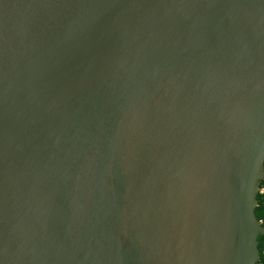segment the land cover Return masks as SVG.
<instances>
[{"label": "water", "instance_id": "obj_1", "mask_svg": "<svg viewBox=\"0 0 264 264\" xmlns=\"http://www.w3.org/2000/svg\"><path fill=\"white\" fill-rule=\"evenodd\" d=\"M264 0H0V264H257Z\"/></svg>", "mask_w": 264, "mask_h": 264}, {"label": "trees", "instance_id": "obj_2", "mask_svg": "<svg viewBox=\"0 0 264 264\" xmlns=\"http://www.w3.org/2000/svg\"><path fill=\"white\" fill-rule=\"evenodd\" d=\"M261 191L257 195L258 205L255 208V215L259 221L264 225V180L261 181ZM259 252L260 260L257 264H264V235L259 238Z\"/></svg>", "mask_w": 264, "mask_h": 264}]
</instances>
